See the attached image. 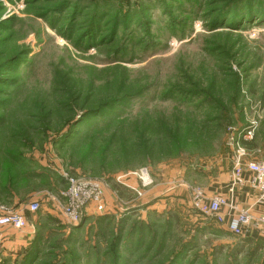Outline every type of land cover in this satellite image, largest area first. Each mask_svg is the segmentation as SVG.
<instances>
[{
  "label": "rangeland",
  "instance_id": "1",
  "mask_svg": "<svg viewBox=\"0 0 264 264\" xmlns=\"http://www.w3.org/2000/svg\"><path fill=\"white\" fill-rule=\"evenodd\" d=\"M238 147L264 161V0H0V211L29 231L0 264H264V236L194 205ZM142 167L158 195L118 205ZM65 175L106 183L108 211L67 222Z\"/></svg>",
  "mask_w": 264,
  "mask_h": 264
},
{
  "label": "built area",
  "instance_id": "2",
  "mask_svg": "<svg viewBox=\"0 0 264 264\" xmlns=\"http://www.w3.org/2000/svg\"><path fill=\"white\" fill-rule=\"evenodd\" d=\"M65 177L67 189L61 194L60 208L67 222L77 223L91 211H108L106 183L82 176ZM131 180L136 181V184H132ZM115 184L130 191L133 198L140 199L156 186V180L148 168L142 167L118 175ZM244 186L250 187L255 195L253 206L258 208L257 213L252 208L240 207L234 198L237 189ZM117 199L118 203L122 202L118 193ZM194 205L200 212L225 225L236 237L253 238L254 234L264 236V161L248 159L245 150L238 147L232 160L227 194H215L206 198L202 191L197 190ZM40 209L41 204L36 200L27 207L30 213H37ZM20 210L14 213L0 211V228L23 230L27 220Z\"/></svg>",
  "mask_w": 264,
  "mask_h": 264
},
{
  "label": "crops",
  "instance_id": "3",
  "mask_svg": "<svg viewBox=\"0 0 264 264\" xmlns=\"http://www.w3.org/2000/svg\"><path fill=\"white\" fill-rule=\"evenodd\" d=\"M246 176H248V174H246ZM23 180V179H21ZM132 184H136V181L134 180H131L130 181ZM228 182H229V177H228ZM227 182V184H228ZM117 186V190H115L119 196L120 194H124L127 190L126 188L120 186V185H116ZM158 186L156 185L154 188H152L148 193L151 194V198L154 197V196H157L158 193L156 191V188ZM12 187H10L9 185L5 186L3 183L0 184V195H8V194H11L12 193H15V191H12ZM222 190H225V189H222L219 191L217 190L214 194H221V195H226L227 194V185H226V190L224 191L225 193L221 192ZM130 192V191H128ZM41 194L42 193H38L36 194L35 197H33V201L36 200V201H41ZM234 198L235 200L238 202V204L240 205V207L242 208H252L253 211L255 213H257V207H254L253 204H254V199H255V195L254 193L252 192V190L250 189V187L248 186H244V187H240L239 189H237L236 193L234 194ZM52 200H54V197L52 196L51 197ZM6 200H8V198L6 197ZM16 198H13V199H9L7 201V203L9 201H12L13 204L14 203H17L16 202ZM50 201V200H49ZM122 201V199H121ZM23 201L22 202H19L17 205L19 208H22L23 206ZM44 204V203H43ZM42 204V205H43ZM120 203H118L119 205ZM10 229V228H9ZM9 229H5V230H9ZM13 232L15 231V236L17 235V239L16 238H8V237H5L4 235H0V248H3L5 249V251L7 250H10V251H13L14 247H16L17 245H21L25 242L24 239H26L28 236L27 231L28 229H23V230H15V229H11ZM19 236V237H18ZM253 238H257V234H254L252 236ZM258 240V239H256Z\"/></svg>",
  "mask_w": 264,
  "mask_h": 264
},
{
  "label": "trees",
  "instance_id": "4",
  "mask_svg": "<svg viewBox=\"0 0 264 264\" xmlns=\"http://www.w3.org/2000/svg\"><path fill=\"white\" fill-rule=\"evenodd\" d=\"M78 124V121L76 122V125ZM252 240V239H251Z\"/></svg>",
  "mask_w": 264,
  "mask_h": 264
}]
</instances>
